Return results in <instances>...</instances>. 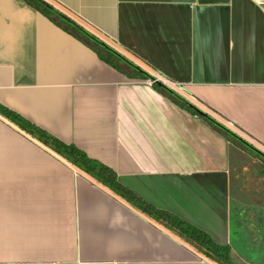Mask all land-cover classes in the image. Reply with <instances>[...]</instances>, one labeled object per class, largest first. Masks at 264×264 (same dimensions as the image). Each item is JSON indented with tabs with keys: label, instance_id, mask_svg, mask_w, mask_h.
Masks as SVG:
<instances>
[{
	"label": "crops",
	"instance_id": "obj_1",
	"mask_svg": "<svg viewBox=\"0 0 264 264\" xmlns=\"http://www.w3.org/2000/svg\"><path fill=\"white\" fill-rule=\"evenodd\" d=\"M47 1L109 48L0 0V264H264V156L143 74L264 154V0Z\"/></svg>",
	"mask_w": 264,
	"mask_h": 264
},
{
	"label": "trees",
	"instance_id": "obj_2",
	"mask_svg": "<svg viewBox=\"0 0 264 264\" xmlns=\"http://www.w3.org/2000/svg\"><path fill=\"white\" fill-rule=\"evenodd\" d=\"M31 4H33L35 7L39 8L41 11L46 13L47 15L51 16L55 20H58L62 24H64L68 29L76 31L82 35H84L88 40L93 41L94 43L104 45L108 47L106 44H104L101 40H99L95 35L90 33L88 30H86L83 26H81L76 20L71 18L70 16L66 15L64 12L60 11L56 6H54L52 3L48 2L47 0H28ZM109 48V47H108ZM144 76L148 78H152L151 75L143 71ZM155 87H157L161 92L170 95L175 99V101L181 103L185 107H187L189 110L193 111L196 114H200L209 120H211L213 123H215L218 127L222 128L226 133H228L230 136L234 138H238L243 143H245L247 146H249L251 149L255 150L258 154L263 155L262 152H260L258 149H256L252 144L248 143L246 140L242 139L240 136H238L236 133L228 129L225 125L217 122L214 118H212L207 113H202L198 107L193 105L191 102L186 100L184 97L176 93L174 90L170 89L166 85L157 82L154 84Z\"/></svg>",
	"mask_w": 264,
	"mask_h": 264
},
{
	"label": "built area",
	"instance_id": "obj_3",
	"mask_svg": "<svg viewBox=\"0 0 264 264\" xmlns=\"http://www.w3.org/2000/svg\"><path fill=\"white\" fill-rule=\"evenodd\" d=\"M78 23L83 26L86 30H88L90 33H92L93 35H95L96 37H98L99 39H101L102 41L104 42H108V39L104 36H102L101 34H99L98 32H96L95 30L89 28L83 21L81 20H78ZM148 82L150 84H155L157 82H160L164 85H166L167 87H169L170 89L174 90L176 93H178L179 95H181L182 97H184V95L181 93L180 89L181 87L179 85H177L176 83L174 82H171L163 77H160V76H152V78H148ZM185 98V97H184ZM186 99V98H185ZM187 100V99H186Z\"/></svg>",
	"mask_w": 264,
	"mask_h": 264
},
{
	"label": "water",
	"instance_id": "obj_4",
	"mask_svg": "<svg viewBox=\"0 0 264 264\" xmlns=\"http://www.w3.org/2000/svg\"><path fill=\"white\" fill-rule=\"evenodd\" d=\"M201 111V110H200ZM203 113V111H201Z\"/></svg>",
	"mask_w": 264,
	"mask_h": 264
}]
</instances>
